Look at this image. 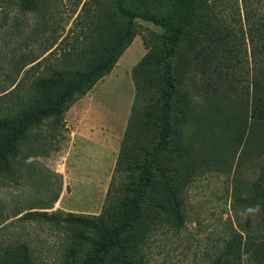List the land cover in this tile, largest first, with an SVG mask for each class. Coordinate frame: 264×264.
<instances>
[{"label":"rangeland","instance_id":"1","mask_svg":"<svg viewBox=\"0 0 264 264\" xmlns=\"http://www.w3.org/2000/svg\"><path fill=\"white\" fill-rule=\"evenodd\" d=\"M114 1L0 0L1 119L38 106L40 79L56 71H84L98 61L105 34L116 35L125 24ZM105 15L113 16L107 30ZM133 22L132 42L112 71L59 117L29 128L16 143L9 170L0 174V255L6 250L19 264H62L73 231L24 215L98 216L108 204L111 183L112 194H120L124 176L114 169L134 98L132 69L147 55L138 77L156 87L155 62L164 35L151 23ZM242 56L245 79L236 83L238 90L247 89L251 68L249 55L243 51ZM183 58L178 69H185ZM248 104L247 95L229 99L220 112L203 99L190 103L181 139L194 174L182 194L184 224L177 231L169 224L175 218L166 215L167 222L146 241V264L225 259L264 264V128L249 133L247 121L241 132L239 117H248ZM155 182L158 192L159 176Z\"/></svg>","mask_w":264,"mask_h":264},{"label":"trees","instance_id":"2","mask_svg":"<svg viewBox=\"0 0 264 264\" xmlns=\"http://www.w3.org/2000/svg\"><path fill=\"white\" fill-rule=\"evenodd\" d=\"M114 2L125 24L116 35L105 34L98 61L84 71H56L40 79L35 86L38 106L21 111L15 119L0 118L1 174L9 170L16 143L29 128L49 117H59L75 98L85 95L112 71L132 42L135 19L164 31L155 62L156 87L138 77L147 55L132 69L134 98L114 169L124 176L120 194H112L111 183L108 204L98 216L34 211L23 217L73 231L62 264H146V241L167 222L166 215L175 218L170 226L177 231L182 228V194L194 171L186 166L184 158L189 152L181 137L192 100L203 99L220 112L226 110L229 99L247 95L248 117H239L241 132L247 121L249 133L264 128V0ZM112 17L105 15V30ZM243 51L251 62L249 85L238 90L236 83L245 79L241 77ZM182 54L184 70L177 67ZM180 88H184V99L178 101ZM173 156L176 162L171 165ZM157 176L161 180L158 192ZM19 263L6 250L0 255V264ZM221 264L233 261L225 259Z\"/></svg>","mask_w":264,"mask_h":264},{"label":"crops","instance_id":"3","mask_svg":"<svg viewBox=\"0 0 264 264\" xmlns=\"http://www.w3.org/2000/svg\"><path fill=\"white\" fill-rule=\"evenodd\" d=\"M112 148V147H111Z\"/></svg>","mask_w":264,"mask_h":264}]
</instances>
